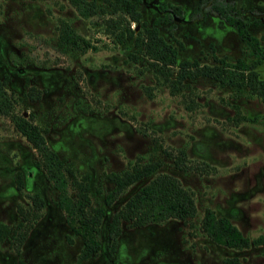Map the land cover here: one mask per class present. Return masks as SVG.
<instances>
[{
  "label": "rangeland",
  "instance_id": "1",
  "mask_svg": "<svg viewBox=\"0 0 264 264\" xmlns=\"http://www.w3.org/2000/svg\"><path fill=\"white\" fill-rule=\"evenodd\" d=\"M233 2L264 53V0ZM138 9L164 38L182 42L178 60L211 64L210 44L230 61L249 58L236 30L202 0H140ZM109 16L82 17L68 0H0V79L6 76L3 88L15 97L12 111L44 128L47 145L89 175L91 204L105 210L100 248L78 264H222L233 255L242 264H264V102L247 89L238 95L202 76L171 91L147 56H128L135 51L132 38L116 42L104 21ZM61 19L88 46L61 45ZM131 26L135 30L139 22ZM255 69L264 79V57ZM29 86L37 91L34 98L26 93ZM36 157L9 114L0 113V221L12 227L21 219L17 205L31 209L33 194L43 200L18 254L8 238L0 241V264H74L82 240L66 223L57 190L35 166ZM155 159V173H169L192 191L196 213L138 227L122 222L110 253L111 214L153 174L128 185L109 205L106 174ZM205 207L227 216L253 242L234 248L210 239L199 226Z\"/></svg>",
  "mask_w": 264,
  "mask_h": 264
},
{
  "label": "trees",
  "instance_id": "2",
  "mask_svg": "<svg viewBox=\"0 0 264 264\" xmlns=\"http://www.w3.org/2000/svg\"><path fill=\"white\" fill-rule=\"evenodd\" d=\"M82 17L93 14H110L104 21L115 34L116 42L122 44L125 39L132 38L135 51L128 56L136 60L141 53L148 57L149 65L162 75L172 90L184 89L187 86L185 79L199 76L212 78L219 85H228L235 94L244 89L254 93L264 102V79L258 76L255 69L264 53L260 39L247 29V21L235 7L233 0H202L210 10L221 15L223 19L234 27L243 43L245 59L236 57L233 61L225 55H217L211 47L213 62L201 63L197 58L178 60V51L183 45L180 40L164 38L155 24H147L140 19L138 2L140 0H68ZM176 9H178L176 7ZM174 10V9H173ZM177 12V11H176ZM170 10L168 11V15ZM131 21L139 22V27L133 29ZM57 40L61 45L71 48L88 46L86 39L74 30L64 19L57 25ZM81 43V45H79ZM6 76L0 79V113L9 114L14 127L26 138L35 149L37 157L34 164L44 170L45 178L57 190V204L64 211L65 221L74 235L80 236L82 246L74 264L98 252L101 244L100 223L105 210L100 205H92L89 196V175L79 174L72 163L64 161L55 150L50 148L44 137L45 129L33 122L30 118L12 111V97L3 88ZM29 86L26 93L34 98L37 91ZM241 118L243 116L241 115ZM178 165V164H176ZM160 161L147 160L139 163L137 160L130 163V167L121 172H109L107 179L112 183L111 188L104 195V203L109 205L128 185L136 180L153 174L145 183L133 191L125 201L111 214L107 223L110 238L109 252H113L117 236L121 232L122 222L127 227H138L148 222H162L168 218L185 220L196 213V206L192 191L179 180L166 172H156ZM179 166V165H178ZM17 188H21L22 178L16 172ZM31 209H23L17 205V212L21 219L12 227L0 221V241L8 238L9 247L15 253L20 252L32 221L39 216V209L43 204L42 198L30 195ZM200 230L213 241L225 246L243 248L249 246L253 239L244 235L225 215H216L214 211L205 207L200 218ZM106 264H112L107 262ZM222 264H242L237 256H226Z\"/></svg>",
  "mask_w": 264,
  "mask_h": 264
},
{
  "label": "flooded vegetation",
  "instance_id": "3",
  "mask_svg": "<svg viewBox=\"0 0 264 264\" xmlns=\"http://www.w3.org/2000/svg\"><path fill=\"white\" fill-rule=\"evenodd\" d=\"M228 23V22H227ZM229 24V23H228ZM233 27V26H232ZM234 28V27H233Z\"/></svg>",
  "mask_w": 264,
  "mask_h": 264
}]
</instances>
